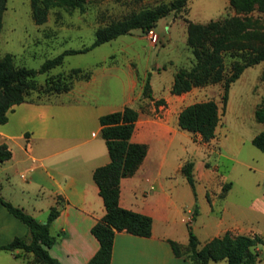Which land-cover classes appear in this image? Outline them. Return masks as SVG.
<instances>
[{
    "label": "crops",
    "instance_id": "crops-1",
    "mask_svg": "<svg viewBox=\"0 0 264 264\" xmlns=\"http://www.w3.org/2000/svg\"><path fill=\"white\" fill-rule=\"evenodd\" d=\"M130 69L122 81L121 101L48 97L22 101L8 110V119L0 122V144L5 143L11 150L10 158L0 162L3 197L40 221L47 219L50 207L58 205L59 212L50 223L57 238L48 250L62 264H86L99 248L91 228L105 213L93 171L110 160L99 116L129 105L139 111L130 139L146 143L147 153L133 174L120 179L119 204L150 215L152 233L143 236L117 231L110 264H189L183 255L174 253L170 240L186 245L191 223L199 246L226 231L260 235L243 231V220L227 199L233 182L219 173L217 161L225 155L223 149L228 144L222 113L214 136L204 140L200 133L178 125V113L188 104L183 100L195 87L171 93L172 78L166 91L159 93L154 74L159 76L164 69L148 68L144 77L135 67ZM147 77L152 99L142 97ZM93 80L91 73L89 79L80 81H84L85 88ZM263 91L254 104L260 101ZM230 93L231 86L226 105ZM159 98L164 102L157 103ZM187 159L194 160V186L181 170ZM198 179L202 182L201 196L197 193ZM249 207L252 209L253 204ZM186 214H192L191 223L186 221ZM26 234V224L0 202V245ZM254 249L260 260L261 249L258 245ZM30 256L21 249L0 248V264H40Z\"/></svg>",
    "mask_w": 264,
    "mask_h": 264
},
{
    "label": "trees",
    "instance_id": "trees-1",
    "mask_svg": "<svg viewBox=\"0 0 264 264\" xmlns=\"http://www.w3.org/2000/svg\"><path fill=\"white\" fill-rule=\"evenodd\" d=\"M86 0H30L31 14L35 23H44L50 8L64 6L84 9ZM187 0H171L154 7H144L132 11L120 19L113 20L95 29L91 45L81 48H68L61 53L46 58L38 69L18 65L11 52L0 55V122L8 119V110L16 103L34 101L30 94L39 89L37 72H47L60 65L67 53L86 51L98 44L109 41L134 28L147 30L153 28L158 19L171 11L180 10ZM237 14L212 18L206 22L187 21L186 42L194 55L191 67L181 66L174 72L170 92L180 94L195 86L222 81L221 102L225 108L229 88L243 70L264 61V24L250 12L264 14V0H229ZM7 0H0V32ZM225 54L236 56L230 70H225ZM91 70L72 67L67 74L49 76L44 90L47 92L68 91L73 78L89 79ZM264 78V67L261 71ZM142 97L153 98L149 77L143 83ZM164 102L163 98L156 100ZM139 111L136 107L125 105L122 109L110 111L99 116L101 136L104 138L110 160L97 166L93 179L105 206L104 215L92 226L91 231L99 241V248L86 264H110L114 235L125 230L133 234L149 236L152 233V217L148 214L125 208L119 204L120 179L131 175L138 168L147 153V144L131 141ZM255 119L263 124L254 134L251 142L264 152V93L254 108ZM220 120L217 101L213 98L186 104L178 113V125L190 132H198L204 140L215 134ZM11 150L5 143L0 144V162L10 158ZM188 182L194 186V160L187 159L181 167ZM0 202L27 226V234L14 236L9 242L1 244V249H21L31 253L32 261L40 264H62L50 254L51 246L57 236L50 230L51 221L59 212L58 205L51 207L45 222L38 220L22 206L13 204L0 193ZM189 228L186 245L170 240L176 255H183L189 264H210V261L225 260L226 264H256L259 253L254 249L264 239L258 234L231 233L214 236L203 245Z\"/></svg>",
    "mask_w": 264,
    "mask_h": 264
},
{
    "label": "rangeland",
    "instance_id": "rangeland-1",
    "mask_svg": "<svg viewBox=\"0 0 264 264\" xmlns=\"http://www.w3.org/2000/svg\"><path fill=\"white\" fill-rule=\"evenodd\" d=\"M170 1L86 0L84 9L54 6L50 8L47 20L37 24L32 18L30 0H7L0 32V55L11 52L16 64L38 69L46 58L65 49L91 45L98 26L120 19L132 11ZM234 14L237 13L230 6L229 0H187L180 10L171 11L158 19L153 27L157 33L156 41L148 37L146 30L134 28L86 51L65 54L60 65L47 72L36 73L39 89L32 91L30 98L34 101L48 97L65 101L90 98L108 103L121 101L122 81L131 66L136 68L141 77L147 74L148 68L154 71L164 69L161 75L154 74V83L159 84V93L166 91L176 69L181 66L191 67L194 63V55L186 42L187 21L206 22ZM250 14L264 24V14L257 11ZM235 58L225 54L226 73ZM72 67H82L94 73V80L89 87L84 88V81H80L85 79L73 78L72 87L68 91L44 90L49 76L67 74ZM263 67L264 61H261L243 70L240 77L230 85V100L225 108L221 102L222 81L195 86L183 103L209 98L217 100L228 142L223 149L225 155L217 160L219 173L233 182L227 199L232 201L231 208L242 218L243 231H254L264 237V161L261 157L264 153L251 142L252 136L263 127L254 117L256 96L264 88V78L261 77ZM195 157L199 159L197 154ZM196 185L197 193L201 196V180H196ZM251 204L252 209L249 207ZM190 229H194L192 223ZM257 245L261 249V258L256 264H264V243L259 242ZM210 264L226 262L212 260Z\"/></svg>",
    "mask_w": 264,
    "mask_h": 264
},
{
    "label": "built area",
    "instance_id": "built-area-1",
    "mask_svg": "<svg viewBox=\"0 0 264 264\" xmlns=\"http://www.w3.org/2000/svg\"><path fill=\"white\" fill-rule=\"evenodd\" d=\"M146 33L148 35V37L152 40V41H156L157 40V33L154 31L153 28H148L146 30ZM186 221L188 223H191L192 221V214H189L187 217H186Z\"/></svg>",
    "mask_w": 264,
    "mask_h": 264
}]
</instances>
